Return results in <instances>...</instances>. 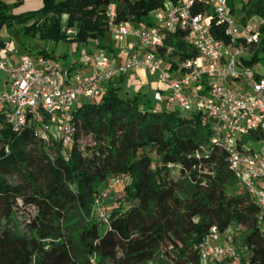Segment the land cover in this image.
<instances>
[{"label":"trees","instance_id":"1","mask_svg":"<svg viewBox=\"0 0 264 264\" xmlns=\"http://www.w3.org/2000/svg\"><path fill=\"white\" fill-rule=\"evenodd\" d=\"M166 1L42 0V8L20 12L24 0L0 2V29L15 24L20 32L56 42L101 41L110 33L111 3L118 21L148 26L154 24L151 12ZM238 1L229 0L232 11ZM242 9L264 21V0H246ZM260 33L243 59L247 65L264 63V22ZM183 36H170L174 55L196 56ZM5 41L0 37V47ZM98 48L116 53L102 42ZM30 54L54 57L47 49ZM120 83L111 81L102 97L74 109L75 131L66 149L31 128L0 130V264H202L199 245L214 225L242 229L248 253L242 264H264L259 205L229 168L223 147L212 141L203 113L164 107L156 91ZM113 175L130 181L106 218H97L95 200ZM23 208L32 212L26 232L11 226Z\"/></svg>","mask_w":264,"mask_h":264},{"label":"built area","instance_id":"2","mask_svg":"<svg viewBox=\"0 0 264 264\" xmlns=\"http://www.w3.org/2000/svg\"><path fill=\"white\" fill-rule=\"evenodd\" d=\"M197 7L202 10L197 12ZM156 11L154 24L143 26L118 21L116 4L108 6L116 53L83 50L67 67L56 57L30 53L8 67L3 56L0 69L8 73V82L0 93L5 121L0 130L5 125L14 132L31 128L36 136L58 140L66 149L73 141L74 109L86 99L102 97L115 77L144 69L166 85L167 99L178 109L203 113L212 141L223 147L234 176L257 201L256 218L264 233V74L243 61L260 41L264 21L253 16L239 25L229 0H167ZM177 32L184 33L196 56L174 55L168 41ZM155 97L163 102V91L157 89ZM248 136L251 140L245 141ZM110 179L94 204V213L104 219ZM238 230L212 226L199 245L202 264H242L235 243Z\"/></svg>","mask_w":264,"mask_h":264},{"label":"rangeland","instance_id":"3","mask_svg":"<svg viewBox=\"0 0 264 264\" xmlns=\"http://www.w3.org/2000/svg\"><path fill=\"white\" fill-rule=\"evenodd\" d=\"M15 0H7L9 3H13ZM59 1V0H57ZM246 2V0H239L237 2V5L235 6V9L233 11V15L235 19L237 20V23L239 25H245L249 21L252 20V15L250 12L244 11L242 9V5ZM43 7L42 0H24L23 4L20 7H17V12L20 11H34L38 10ZM157 14V11H153L150 14V20L154 22V18ZM70 31V29L68 30ZM73 30H71L72 32ZM0 37L4 40H6L8 43L5 46L0 47V52L6 51V61L7 66L10 67L12 63V58H19L21 55L34 53L39 49H47L51 54L54 55V57L58 58L65 67H67L70 64L71 59L73 58H79L80 54L83 50L89 51H96L98 50V44L105 43L107 45L115 46V42L112 40L110 33L107 34V36L101 40V41H89L88 43H82L78 44L75 42H70L66 40L61 41H52L48 39H44L40 37L39 33H36L35 36H32L31 34H26L24 32H20L18 30V25L13 26H3L0 29ZM3 56L0 55V59ZM253 68H255L258 72L264 74V63H254L251 65ZM133 73V72H132ZM131 75V74H130ZM128 74V78L130 77ZM151 79L154 81L153 87L155 88L158 86L163 91V106L164 107H170V108H176L177 104L170 103L167 99V93H166V85L159 84L155 81V77H151ZM126 88L130 89L128 86ZM147 86H137V89L139 91H142L143 93H147ZM150 88V90H152ZM91 99H86L85 101H89ZM196 108H193V111H195ZM260 147V144L256 145V148L258 149ZM110 182L112 187H110L109 194L104 199V205L106 209L108 210L112 205L116 202L117 194L120 193V191L123 188V185L125 183H128L130 179L128 177H121L118 175H113L110 177ZM7 181L9 183L15 184L18 182L17 176H7ZM21 204V202H20ZM32 214V212L28 208H23L18 211L17 219L13 220L11 223V226L15 228V230L26 232L25 228V221L29 217V215ZM95 217L100 218V214H98L97 211L94 213ZM4 224V221H3ZM243 230H238L236 233V245L240 247L242 254L247 257L248 253L246 251V248L241 245V232ZM204 264V263H203Z\"/></svg>","mask_w":264,"mask_h":264},{"label":"crops","instance_id":"4","mask_svg":"<svg viewBox=\"0 0 264 264\" xmlns=\"http://www.w3.org/2000/svg\"><path fill=\"white\" fill-rule=\"evenodd\" d=\"M7 41H5V45H7ZM6 51H3V52H0V55L1 56H6ZM18 60V58H12V63L13 64L14 62H16ZM130 75V77L128 78L127 75ZM125 77H126V80H124V82H121L120 83V79H121V75L115 77L113 79V81L117 84H125L126 86H128L130 89H134V90H137V86H147V87H150L152 88L153 86V83L154 81L151 79V77H155L153 74L147 72L146 70L144 69H140L136 72H133V73H128ZM156 81V80H155ZM7 82H8V73L2 69H0V93L5 91L7 89ZM128 82V83H127ZM150 88H147V93L150 90ZM158 89V86H156L155 88H152L153 91H156ZM211 264H216L214 261L211 262Z\"/></svg>","mask_w":264,"mask_h":264}]
</instances>
